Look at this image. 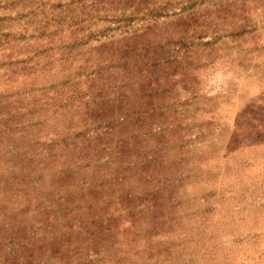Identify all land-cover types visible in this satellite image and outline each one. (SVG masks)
<instances>
[{"label":"rangeland","instance_id":"374dc122","mask_svg":"<svg viewBox=\"0 0 264 264\" xmlns=\"http://www.w3.org/2000/svg\"><path fill=\"white\" fill-rule=\"evenodd\" d=\"M0 264H264V0H0Z\"/></svg>","mask_w":264,"mask_h":264}]
</instances>
